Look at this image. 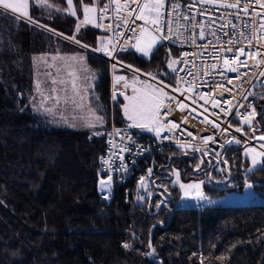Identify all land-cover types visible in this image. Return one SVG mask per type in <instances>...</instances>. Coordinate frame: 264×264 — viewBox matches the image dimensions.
Returning <instances> with one entry per match:
<instances>
[{
  "label": "trees",
  "instance_id": "obj_1",
  "mask_svg": "<svg viewBox=\"0 0 264 264\" xmlns=\"http://www.w3.org/2000/svg\"><path fill=\"white\" fill-rule=\"evenodd\" d=\"M110 1L29 0L28 18L40 27L0 9V264H264V205L187 208L172 184L175 170L181 182L200 181L207 197L251 186L264 198V159L252 169L244 142L232 137L219 155L166 147L152 196L137 204V184L115 183L104 200L97 183L107 124L125 126L108 63L87 53L102 130L49 126L31 110L32 57L83 53L70 39L99 53L100 33L78 24L84 8L98 17ZM176 56L158 46L147 58L129 51L116 60L175 86L168 65ZM256 97L243 134H264V86Z\"/></svg>",
  "mask_w": 264,
  "mask_h": 264
},
{
  "label": "built area",
  "instance_id": "obj_2",
  "mask_svg": "<svg viewBox=\"0 0 264 264\" xmlns=\"http://www.w3.org/2000/svg\"><path fill=\"white\" fill-rule=\"evenodd\" d=\"M156 4L157 0H111L94 28L100 33L98 47L111 53L112 61L95 54L112 66L118 65L119 53L138 51L140 45L150 50L145 58L158 46L177 52L176 85L163 87L168 97L158 99L161 134L126 125H113L106 133L99 180L107 181L111 190L115 183L138 185L148 180L154 185L166 147L219 155L231 137L249 142L240 129L248 127L245 118H254L257 90L264 86V3L164 0L158 10ZM241 48L246 54L238 51ZM111 190L102 192V199L108 200Z\"/></svg>",
  "mask_w": 264,
  "mask_h": 264
},
{
  "label": "rangeland",
  "instance_id": "obj_3",
  "mask_svg": "<svg viewBox=\"0 0 264 264\" xmlns=\"http://www.w3.org/2000/svg\"><path fill=\"white\" fill-rule=\"evenodd\" d=\"M28 6L29 0L27 7L22 8L20 12L13 13L11 10H7L6 12L17 19L39 26L33 23L28 18V15H24L27 12ZM88 11V8L83 9V18L80 24H78V28L81 25L92 28L97 26V12L92 9L89 13ZM69 41L71 45H78L79 48L84 49V52L76 51L71 54L58 53L50 55L48 59H45L48 55L32 57L34 63H37L39 74L33 80L34 94L29 99V106L34 113L44 117L45 123L49 126L63 125L72 130L98 132L106 125L103 120L97 119V117L101 116L99 114L100 109L98 107L97 96L93 91L95 89L94 85L98 80V75L92 72L86 63L87 53H91L89 54L90 56L95 53L79 44L76 40L70 39ZM141 48L146 49V51L141 52ZM98 49L100 48L98 47ZM102 50L98 51L108 56L112 61V54ZM148 52H150L148 48L140 45L138 51L136 50L134 53L139 57L145 58L144 54ZM102 60L106 61L105 59ZM107 63L112 85L111 102L112 104L115 102L120 103L121 114L123 115L125 124L130 128H138L146 134L160 135L161 128L156 118L159 109L158 99H166L168 97L163 87L170 88V86L153 74L142 73L118 61H116L118 63L116 66H112L109 62ZM176 66L177 61L175 59L170 61L168 65L170 72L174 73ZM47 74L50 79H47ZM119 77L123 79H118ZM130 98L151 99L153 101L152 113L141 115L138 111L134 110V100ZM129 116L133 118L129 119ZM244 123L248 126L251 125V121L247 123L244 121ZM140 125L146 126L142 127ZM112 126V122L109 125L107 124V128L109 129ZM243 135L249 141L245 142L246 146H242L244 148L243 155L250 162L251 168H256L259 166L261 160L264 159V153L262 152L264 151V134H255L254 136L251 134ZM100 181L98 179L97 183L99 196H101L102 192H109L111 190L109 185L107 188L102 189ZM172 184L180 191L181 205L187 208L264 205V198L254 193L251 186L245 187L242 192L232 191L218 197H207L203 193L200 181L181 182L179 174L175 170L172 173ZM150 185L151 182L148 180H144L138 184L140 196L137 198V204L142 203L147 196L154 194L150 190Z\"/></svg>",
  "mask_w": 264,
  "mask_h": 264
},
{
  "label": "snow or ice",
  "instance_id": "obj_4",
  "mask_svg": "<svg viewBox=\"0 0 264 264\" xmlns=\"http://www.w3.org/2000/svg\"><path fill=\"white\" fill-rule=\"evenodd\" d=\"M257 3H264V0H256ZM69 3H71V0H69ZM28 5V0H0V9H3L5 11L11 10L13 13H18L21 11L22 8H26ZM164 0H157V4L154 6L155 9H159L160 7H163ZM231 7H237L238 4H232ZM147 7V5H145ZM245 10H247V6H245ZM24 15H28L27 12L24 13ZM143 18V17H141ZM153 24L156 23L155 20L152 21ZM264 27V25H262ZM201 36H203V33H201ZM231 43V41H229ZM146 49L141 48V52H145ZM228 51H232L231 48L228 49ZM239 52L244 53V49H238ZM225 64H228L229 61L225 59ZM131 67V66H129ZM231 71H236L235 68H232ZM118 79H123L122 77H119ZM134 100V110L138 111L141 115L145 114H151L153 110V101L151 99H145V98H130ZM127 108V106H125ZM183 107V105H181ZM133 117L129 116V119H132ZM98 120L102 121L103 117H97ZM245 122H248V118H245ZM140 126H146V125H140ZM239 130V129H238ZM110 179V178H109ZM100 184L103 188H107L108 184L106 181L101 180ZM127 246V245H125Z\"/></svg>",
  "mask_w": 264,
  "mask_h": 264
},
{
  "label": "crops",
  "instance_id": "obj_5",
  "mask_svg": "<svg viewBox=\"0 0 264 264\" xmlns=\"http://www.w3.org/2000/svg\"><path fill=\"white\" fill-rule=\"evenodd\" d=\"M88 13H89V11H88ZM88 13H87V14H88ZM87 17H89V16H87ZM37 76H38V75H37ZM156 116H157V114H156ZM125 125H126V124H125ZM126 126H128V125H126ZM133 129H135V130H137V131L140 130V129H138V128H137V129H136V128H133ZM139 132H141V130H140ZM142 133H144V132H142Z\"/></svg>",
  "mask_w": 264,
  "mask_h": 264
},
{
  "label": "bare ground",
  "instance_id": "obj_6",
  "mask_svg": "<svg viewBox=\"0 0 264 264\" xmlns=\"http://www.w3.org/2000/svg\"><path fill=\"white\" fill-rule=\"evenodd\" d=\"M244 136V135H243ZM232 138V137H231ZM231 138H230V140H231Z\"/></svg>",
  "mask_w": 264,
  "mask_h": 264
},
{
  "label": "water",
  "instance_id": "obj_7",
  "mask_svg": "<svg viewBox=\"0 0 264 264\" xmlns=\"http://www.w3.org/2000/svg\"><path fill=\"white\" fill-rule=\"evenodd\" d=\"M107 182V181H106Z\"/></svg>",
  "mask_w": 264,
  "mask_h": 264
}]
</instances>
